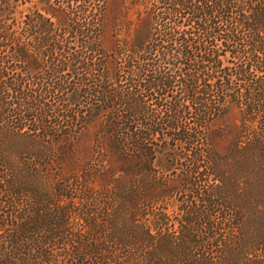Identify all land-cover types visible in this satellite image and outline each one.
<instances>
[{
  "label": "trees",
  "instance_id": "1",
  "mask_svg": "<svg viewBox=\"0 0 264 264\" xmlns=\"http://www.w3.org/2000/svg\"><path fill=\"white\" fill-rule=\"evenodd\" d=\"M111 8L113 27L130 11L136 18L127 20L128 43L117 41L110 54ZM67 75L80 87L71 89ZM120 76L149 94L108 87ZM169 92L176 95L162 122L148 101L163 106ZM232 109L240 118L230 147L244 158L264 142V0H0V125L72 143L95 126L98 138L74 176L77 197L65 194L64 178L38 199L0 178V264H144L123 255L134 244L110 224L126 217L146 250L162 237L158 215L141 212L133 199L144 189L141 178L127 179L163 159L155 149L163 127L172 141L192 140L179 127L187 116L201 131L204 156L219 158L205 132Z\"/></svg>",
  "mask_w": 264,
  "mask_h": 264
},
{
  "label": "rangeland",
  "instance_id": "2",
  "mask_svg": "<svg viewBox=\"0 0 264 264\" xmlns=\"http://www.w3.org/2000/svg\"><path fill=\"white\" fill-rule=\"evenodd\" d=\"M113 18L111 8L106 17L104 41L110 54L117 41L128 43L133 27L127 20H134L136 16L130 11L126 16L117 17L114 27L110 24ZM112 64L110 70L115 72L117 66ZM63 80L71 83V89L80 87L71 75L64 76ZM113 84L123 94H149L138 86V90L133 89L128 76H120L117 81L110 79L108 87ZM178 88L176 85L175 89ZM167 95L163 106L156 107L148 101L149 112L154 117H162V122L167 121L168 101L176 92ZM51 101L57 104L56 100ZM125 109L121 106L119 111ZM193 117L179 120V127L193 137L190 142L172 141L173 132L163 127V135L155 140V149L164 153L163 159L152 161L147 172L143 168L127 179L132 183L141 178L144 189L133 199L141 212L158 215L162 237L153 245L157 253L150 247L146 250L130 221L119 217L120 220L110 224L114 229H121L126 241L134 244V249L123 255L146 260L144 264H264V142L256 152L247 151L244 158L233 154L230 146L236 129L231 128L239 124L240 114L232 109L213 122L212 132H205L209 140L214 138V152L221 155L210 161L204 156L201 131L193 124ZM96 131L91 126L72 143L39 140L0 125V178H9L17 190H26L27 195L32 193L31 198L37 199L50 195L54 185L64 178L65 194L77 197L74 178L78 177L74 176L80 174L97 151ZM259 133L262 139L264 129ZM103 150L110 151L108 141L103 142ZM219 177L223 179L222 184L218 182ZM106 208L107 205L100 212H107Z\"/></svg>",
  "mask_w": 264,
  "mask_h": 264
}]
</instances>
